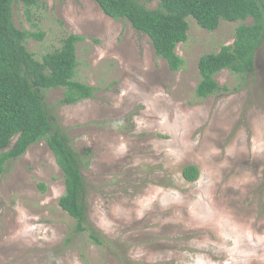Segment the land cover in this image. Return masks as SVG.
<instances>
[{
  "label": "rangeland",
  "instance_id": "rangeland-1",
  "mask_svg": "<svg viewBox=\"0 0 264 264\" xmlns=\"http://www.w3.org/2000/svg\"><path fill=\"white\" fill-rule=\"evenodd\" d=\"M14 23L45 33L26 44L39 61L70 35L85 38L75 80L94 98L63 105L65 89L42 94L81 156L88 225L105 242L75 233L58 204L63 174L42 141L0 174V264H264V45L254 75H217L230 93L196 96L200 59L232 45L241 22L209 32L189 18L179 72L92 0H47L31 19L19 2ZM190 165L196 182L183 177Z\"/></svg>",
  "mask_w": 264,
  "mask_h": 264
},
{
  "label": "trees",
  "instance_id": "trees-1",
  "mask_svg": "<svg viewBox=\"0 0 264 264\" xmlns=\"http://www.w3.org/2000/svg\"><path fill=\"white\" fill-rule=\"evenodd\" d=\"M92 1L106 16L127 21L136 31L148 36L157 57L166 61L172 72H179L185 66L177 48L189 39V18L209 32H215L222 22H241L232 45L200 59V81L196 89L200 100L230 93L216 79L223 71L237 77L255 73L256 56L264 45V0ZM19 2L31 19L33 10L45 5L47 0H0V174L9 162L23 157L31 146L45 142L64 178L65 191L59 207L76 222L75 233H87L91 243L103 246L105 240L101 233L88 225L81 156L51 123L42 94V91L65 89L63 105L94 98V87L75 80L79 68L78 46L85 38L70 35L60 50L45 55L42 61L37 60L26 44L31 39L43 40L46 35L16 27L14 5ZM145 3H157V8L149 9ZM250 19L252 23L247 24ZM14 139L16 142L12 145ZM199 176L198 167L193 165L183 171L188 182H196Z\"/></svg>",
  "mask_w": 264,
  "mask_h": 264
}]
</instances>
